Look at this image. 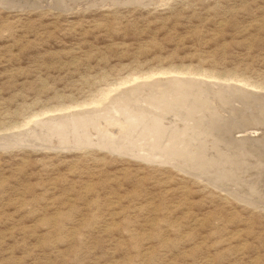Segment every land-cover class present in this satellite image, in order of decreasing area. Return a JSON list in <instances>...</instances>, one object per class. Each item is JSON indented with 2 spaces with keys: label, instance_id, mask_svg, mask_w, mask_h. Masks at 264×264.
<instances>
[{
  "label": "rangeland",
  "instance_id": "obj_1",
  "mask_svg": "<svg viewBox=\"0 0 264 264\" xmlns=\"http://www.w3.org/2000/svg\"><path fill=\"white\" fill-rule=\"evenodd\" d=\"M161 70L248 83L260 99L240 103L224 94L219 110H206L198 99V110L167 100L148 104L152 112L132 115L139 129L124 150L94 145L84 118L64 123L67 137L39 127L28 134L44 144L21 137L0 144V264H264V203L232 194L245 190L241 177L232 179L231 193L181 169L187 156L168 157L162 147L150 155L136 137L155 123L154 113L163 125L174 117L176 125L208 129L209 147L219 137L249 135L205 122L210 112L231 111L258 132L251 131L259 139L255 149L243 143L242 151L264 167V0H0V135L20 132L37 112L61 114L51 110ZM139 102L127 107H145ZM175 141L174 149H182ZM215 145L230 153L226 144ZM222 172L207 173L221 182Z\"/></svg>",
  "mask_w": 264,
  "mask_h": 264
},
{
  "label": "bare ground",
  "instance_id": "obj_2",
  "mask_svg": "<svg viewBox=\"0 0 264 264\" xmlns=\"http://www.w3.org/2000/svg\"><path fill=\"white\" fill-rule=\"evenodd\" d=\"M162 70L158 72H149L141 76L130 75L128 77L123 78L121 81L113 83L109 87L103 89L101 91L100 96L94 97L89 102L84 101L82 103H78L75 105L72 104L69 106L66 105V106H62L61 108L58 107V109L56 108L51 110V111L59 110L62 112L61 114L59 113L55 115H47V112L50 113V111H45V110H44L45 112H37L36 114L31 115L27 120H25L20 125L24 127V129L21 130L20 132L0 135V144H3L2 146L5 147L9 145L11 146V144H14L16 142L14 140L16 137H21L23 140H26L28 143L31 142L34 143L36 142V140H38L39 142L42 141V144H44V142L46 141L43 142V138L40 135L29 136L28 134V132H34L39 127L48 130L47 131L48 133H54L59 136L67 137L65 130H63L62 128L64 123L67 122L70 123L71 121H77V120L81 121V119L84 118V120L87 121L85 126L87 128H91L90 130L93 129L95 131L94 134L96 136L97 143L94 145L100 147L118 146L117 148L124 150L132 147V143H133L131 140L132 131L139 129L137 127L138 125H136L135 122H133L134 120L133 121L131 120L132 115H137L140 112H146V111L149 112L150 109H147L146 107L148 104H151L153 106V104H155L154 102H163L167 100L166 103H168L169 105H173L174 102L175 105L177 106V109L178 108L180 109L182 107L184 108L186 104L190 106V108L192 107L198 110L200 107L198 105L200 103L197 104L196 99H198L202 105L206 106L204 107L206 110L207 109L219 110L222 109L219 104L221 100L220 97L221 95L224 94L228 95L230 99L232 98L240 103L244 102L247 99H254L256 97L259 98L261 95L259 94L260 92L256 94L257 92L246 88L247 85L251 86V84L248 83H244L243 85H238L234 83H228V84L220 83L213 80L207 81V79L206 80L200 79L201 77L199 76H198L199 78L190 76L192 72L189 71H183V72L177 71L176 74H170L171 73L170 71H166V70L162 71ZM193 73L201 74L199 72H193ZM139 79H143V80H139ZM159 86L162 87L161 90L158 89ZM253 86L254 88L260 87L257 85H252V87ZM149 91H154V92L148 94ZM138 93L142 94V96H145L144 99H142V97L140 99L139 97L141 95ZM206 95L211 96V100L217 108L215 106H212V104L209 102L208 99H207L208 101L202 99V97ZM131 98H136L135 99L136 101L135 100L132 101ZM171 98H173L172 101L169 100ZM118 100H124L122 105L116 104ZM138 100L142 102L145 101V105H144L145 107L141 105L135 106V108L133 107L131 108L130 106L127 107L129 103L130 105L134 104L135 102H136L135 104H138L139 102ZM227 101L229 102V100ZM123 109L125 110V113L126 110L128 109L130 111L128 113L130 114L124 115ZM113 110L119 112V115L114 113ZM187 110L185 109L183 112L187 113L186 112ZM96 113L98 115H96ZM190 113L191 112L187 113L188 114L187 116H190L192 114ZM229 113L231 114L230 116L227 117L221 116L219 114L217 117H215V114L213 112H210L209 117L208 119H205V122L209 123L210 121V126L218 127L220 130L225 131L226 132L225 134H230V132H228L227 130L229 128H232L235 133L241 132L245 134L246 132L249 135H240L238 137L230 136L228 141L223 139L225 136L219 137V140L217 138V141L213 139L214 140L213 144L210 145L209 147L208 146L209 144H207L209 142H207L206 139L204 138V136L207 135V133L209 134L207 136L209 137L211 136L210 135L211 133L208 131V129L204 132L202 131L201 133L197 128L198 124L192 125L191 123L188 122L187 123L182 122L183 124H181V126L176 125V123L180 121L176 122L177 120L175 121L174 117H172V119L168 121L169 123L167 125L166 124L163 125L158 121L160 116L157 113H154L153 115H154L155 123L151 127L148 126L145 127V130L143 131H138L136 137L141 135V139H145L144 144L142 145L143 150H146L147 153L150 155L152 152L151 149H158L159 147H162V149L166 152V156L168 157L169 155H167V153L179 154L181 157L187 156V160H186L187 165L183 164V166H179L181 167V169L186 170L192 174L195 173L201 178H207L209 182H216L218 183L219 187L224 190L227 191H229V189L232 190L231 186L234 185L233 184L234 181H232V179L235 180L237 178L236 180L238 181V179H240L241 177V179H243L245 182L244 185L245 190H243L240 187H237L238 189L232 191L234 193H232L231 191L229 192H231L234 196H237V198L247 201V203L249 204L260 205L264 203V167L261 166L262 164L261 165L255 164L256 160L252 157L253 155L251 153L242 151V150L246 151L245 149H242L245 148L243 147L244 146L243 143L249 145V148L255 149V147L258 145L256 143L258 142L259 139L255 138V136L252 135L253 134L252 132H256L255 129L253 130L252 126L245 125V123H243V121L241 120H236L235 114H232L231 111ZM56 118L58 119L57 121H55ZM89 118L93 119L92 122L90 123H89L90 121ZM180 118L185 119V116H181ZM186 119H190V118H186ZM129 122L131 123L129 124ZM98 123H101V125L98 128H96L98 126ZM221 125H223V127ZM86 129H84L85 134L87 133V131H89ZM104 129L106 131H104ZM93 130L90 132H93ZM108 130H110L111 132L108 133ZM48 133L47 136L49 135ZM257 133L258 132H256V134ZM149 138H151L152 140H150ZM69 139H71V137ZM44 140H47V138L44 137ZM175 140H178L179 143L183 144L182 149L180 150L174 149V144L176 142ZM39 142L38 143L36 142L35 144H40ZM80 142L83 141L76 140L73 143L74 144L76 143L75 144L76 146L84 145V143H80ZM216 142L221 144H226L227 147L229 148L228 151L230 153L224 154V152L216 150V145H215ZM231 150H234V152H231ZM254 151L255 153H257L260 150L257 149ZM144 156H139V157L143 158ZM211 169H216V170L221 169L223 171L222 175L224 176V178L221 182L218 178L215 179L213 175H209L207 173ZM250 172L252 173L250 174ZM247 174H250V176L246 177ZM215 176L217 175L215 174Z\"/></svg>",
  "mask_w": 264,
  "mask_h": 264
}]
</instances>
